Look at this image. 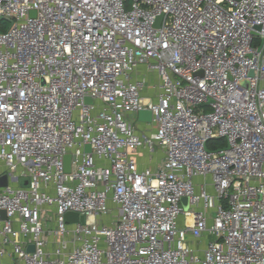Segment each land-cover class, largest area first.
Masks as SVG:
<instances>
[{"label":"built area","instance_id":"1","mask_svg":"<svg viewBox=\"0 0 264 264\" xmlns=\"http://www.w3.org/2000/svg\"><path fill=\"white\" fill-rule=\"evenodd\" d=\"M3 175L0 264H264V0H0Z\"/></svg>","mask_w":264,"mask_h":264},{"label":"crops","instance_id":"2","mask_svg":"<svg viewBox=\"0 0 264 264\" xmlns=\"http://www.w3.org/2000/svg\"><path fill=\"white\" fill-rule=\"evenodd\" d=\"M155 90L148 86L143 91V96L154 98ZM129 120L134 123L138 132L148 133L149 132V125L144 124V122H138L134 115L129 116ZM133 158L138 163L139 167H151L156 168L164 157V152L159 146H155L154 149L150 152L147 149H141L132 154ZM209 241V236L204 235L203 238L200 240V246L204 247L205 244Z\"/></svg>","mask_w":264,"mask_h":264},{"label":"water","instance_id":"3","mask_svg":"<svg viewBox=\"0 0 264 264\" xmlns=\"http://www.w3.org/2000/svg\"><path fill=\"white\" fill-rule=\"evenodd\" d=\"M160 18H161V16H158L156 18V20L154 22V26L155 27H158ZM249 74L252 75L253 73L250 72ZM85 101L86 102H91V99L87 97V98H85ZM134 118L138 122H150L151 121V111L146 110V109H141L134 115ZM84 150L86 152H90L91 151L90 145H88V144L85 145ZM64 162H65V170L69 171L70 155H66L65 156ZM6 183H7V177H6V175H3L2 177H0V186H4V185H6ZM20 185L21 186H27L28 185V180L27 179H21L20 180ZM181 201L184 204L187 203V199L186 198H182ZM1 217L3 219L5 218V212L4 211L1 212ZM64 220H65V222H72V221H77V220L83 222L84 221V217L82 215L78 216L74 212H67L66 214H64ZM32 250H33V245H29L27 247V251H32Z\"/></svg>","mask_w":264,"mask_h":264},{"label":"rangeland","instance_id":"4","mask_svg":"<svg viewBox=\"0 0 264 264\" xmlns=\"http://www.w3.org/2000/svg\"><path fill=\"white\" fill-rule=\"evenodd\" d=\"M149 79L154 82V83H157V77L155 74H151L149 75ZM242 87L246 88L248 85H247V81L243 80V81H240L239 83ZM180 206L183 208L184 211H187L189 210V206H187V204H184L182 201L180 203ZM54 225V222H53V219L51 217L48 216L47 218V222H46V227L47 228H52Z\"/></svg>","mask_w":264,"mask_h":264},{"label":"trees","instance_id":"5","mask_svg":"<svg viewBox=\"0 0 264 264\" xmlns=\"http://www.w3.org/2000/svg\"><path fill=\"white\" fill-rule=\"evenodd\" d=\"M225 146V140L224 138H218V139H214V140H210L207 143V147L211 150V149H216L219 147H223Z\"/></svg>","mask_w":264,"mask_h":264}]
</instances>
